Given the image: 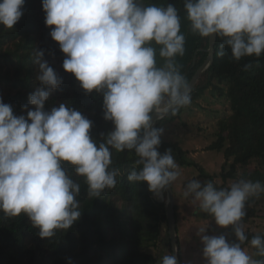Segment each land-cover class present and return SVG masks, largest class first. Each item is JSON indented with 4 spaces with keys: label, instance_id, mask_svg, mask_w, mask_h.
Here are the masks:
<instances>
[{
    "label": "clouds",
    "instance_id": "obj_1",
    "mask_svg": "<svg viewBox=\"0 0 264 264\" xmlns=\"http://www.w3.org/2000/svg\"><path fill=\"white\" fill-rule=\"evenodd\" d=\"M24 6L25 0H0V26L15 28ZM42 7L50 36L65 54L63 69L74 74L86 94L102 95L104 119L114 125L98 142L91 134L92 121L79 110L65 103L45 110L63 79L40 48L32 52L39 81L29 95L34 110L23 105L27 115L17 116L0 97V212L6 217L27 216L41 238L51 239L81 217L77 199L81 185L66 166L84 178L88 197L98 198L115 188L120 174L112 167V151L134 152L140 167L130 171L128 180L146 182L150 192L163 198L181 171L172 149L158 151L163 129L153 122L190 105L191 88L177 63L185 53L186 37L180 12L172 3L42 0ZM183 8L193 33L222 40L220 56L226 46L236 62L264 56V0H184ZM155 46L163 66L157 64ZM251 67L247 63L243 70ZM262 192L264 185L259 182L241 180L227 190L212 182L202 186L193 179L183 194L191 196L198 211L216 225L232 226L236 238L244 242L247 237L239 222L246 216V201ZM205 233L203 227L197 231L207 264H264L241 243ZM250 244L264 257L261 237L252 238ZM160 264H178V260L167 254Z\"/></svg>",
    "mask_w": 264,
    "mask_h": 264
},
{
    "label": "trees",
    "instance_id": "obj_2",
    "mask_svg": "<svg viewBox=\"0 0 264 264\" xmlns=\"http://www.w3.org/2000/svg\"><path fill=\"white\" fill-rule=\"evenodd\" d=\"M142 2L161 6L172 3L179 10L186 43L185 53L177 57V63L190 84L209 57L210 39L191 31L183 8L184 0ZM23 12L15 28L0 26V97L12 106L17 116L27 115L23 105L27 104L34 110L29 103V95L39 86V81L32 52L36 48L43 49L44 58L63 79V84L50 94L45 110L50 111L60 103L79 110L93 123V139L103 142L114 125L104 119L102 95L95 92L86 94L74 74L63 69L65 54L50 36L51 29L45 23L42 0H25ZM221 43L222 40L217 38L214 61L191 91L190 105L181 108L174 116L169 113L155 124L156 128H161L163 124L174 123L185 108L191 115L193 107H202L203 95L211 90L214 97L228 104L225 115L218 120L217 130L210 137L213 141L206 149L224 155L226 162L221 173L211 175L195 162L188 161L190 152L177 142L161 138L158 151L164 154L170 148L181 167L199 170L202 186L212 182L217 189H227V184L235 180L264 185V56L246 57L236 62L227 46L224 48L225 55H219ZM155 47L157 64L163 66L165 61L159 56V46ZM247 63H251L252 67L244 71L243 66ZM183 123L185 128H189ZM137 159L134 152L113 150L112 167L119 169L120 173L117 184L98 198H89L84 178L76 176L74 169L66 166L69 175L81 185V193L77 197L81 217L69 230L58 231L51 239L41 238L39 229L27 216L6 217L0 212V264H69V259L72 264H160L159 258L148 250L158 246L166 230L169 254H173L167 201L150 192L146 182L128 180L130 171L140 167L135 163ZM254 162L258 166L252 172L245 171L238 180V168L248 167ZM263 197L264 192L249 196L246 205L256 204L258 198ZM255 215L256 211L252 208L242 220H249ZM176 217L178 220L177 205ZM245 235L247 239L240 242L234 233L235 243H241L242 248L250 245L251 239L256 236L264 240V233L248 231ZM255 256V259L264 260L257 255V249Z\"/></svg>",
    "mask_w": 264,
    "mask_h": 264
},
{
    "label": "rangeland",
    "instance_id": "obj_3",
    "mask_svg": "<svg viewBox=\"0 0 264 264\" xmlns=\"http://www.w3.org/2000/svg\"><path fill=\"white\" fill-rule=\"evenodd\" d=\"M202 107H193L192 117L189 115L187 108L184 113L180 115L174 123H167L162 125L163 132L161 138L164 141L177 142L180 146L190 152L188 161L195 162L202 167L205 172L211 175H219L222 171V165L226 160L222 153L216 151H208L207 147L211 144L213 139L210 137L217 130L218 120L225 115V108L228 105L222 100L214 97L211 90L203 95L201 102ZM183 119V121H182ZM185 122L189 128L184 127ZM179 165L180 161L176 160ZM256 162L248 165V167H239L238 176L256 168ZM181 176L173 183L175 206H178V238L180 243V258L181 264H207L206 259L203 257V244L200 236L197 235L199 228H205L207 235L219 236L225 235L228 241L235 242L234 228H222L216 225L214 219L208 214L199 212L198 205H193L192 197H184L185 186L191 180H199V170L195 168H185L179 165ZM184 168V169H183ZM197 178V179H196ZM241 179V176L238 180ZM200 181V180H199ZM239 181H230L227 184V189L233 183ZM163 198L168 200V196L163 194ZM256 204H245V211L249 213L253 208L256 215L249 220H242L239 222L244 232L264 233V197L258 198ZM194 209H197L196 211ZM168 238L166 230L163 231L161 242L155 249H150L148 252L159 258V263L164 255L169 254V247L167 246ZM249 254L255 259V248L251 244L245 247Z\"/></svg>",
    "mask_w": 264,
    "mask_h": 264
},
{
    "label": "water",
    "instance_id": "obj_4",
    "mask_svg": "<svg viewBox=\"0 0 264 264\" xmlns=\"http://www.w3.org/2000/svg\"><path fill=\"white\" fill-rule=\"evenodd\" d=\"M217 38L210 39L209 42V57L206 60V62L203 64V66L197 71L194 78L190 82V88L191 91L193 90L194 86L202 76V74L212 65L214 61V55H215V45H216ZM167 116V115H166ZM165 116V117H166ZM159 120H155L153 122V126L155 127V124ZM168 194V200H167V218H168V225H169V231L171 236V244L173 254L177 257L178 264H181V258H180V244H179V238H178V220L176 217V206H175V195L173 186L171 185L169 189L167 190Z\"/></svg>",
    "mask_w": 264,
    "mask_h": 264
}]
</instances>
